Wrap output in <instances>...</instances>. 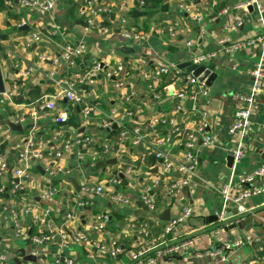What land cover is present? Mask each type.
<instances>
[{"label": "crops", "instance_id": "obj_1", "mask_svg": "<svg viewBox=\"0 0 264 264\" xmlns=\"http://www.w3.org/2000/svg\"><path fill=\"white\" fill-rule=\"evenodd\" d=\"M47 1L53 2L48 12L25 9L20 0H3L4 6L0 8V66L5 91L13 93L0 104V122L22 126L21 131H13L7 124L0 123V141L5 143L0 158L10 171L22 167L14 145L24 140L30 129L35 130L37 147L42 151L40 159L31 160L28 175L22 179V189L16 194L11 193V173L0 177V189L8 186L5 196L0 197V253L6 256L4 264H65L67 259H71L72 264L128 263L131 252L143 248L145 239L140 224L146 223L148 237L159 243L165 224L185 206L192 209L190 217L167 234L166 242L191 238V245L183 251L158 257L153 264H247L249 260L264 264V193L243 200L247 213L237 219L250 217L251 220L230 229L229 225L235 220L221 217L223 205L219 192L220 186L227 182L231 183L234 193L254 185L242 184L239 178L264 163V86L258 97L260 109L252 117L251 132L245 137L230 133L234 112L240 104L236 95L246 92L252 82L250 72L260 59L259 47L227 52L219 45V39L227 37L229 42H235L262 34L264 14L261 23L254 6L237 7L246 0H149L148 3L144 0L143 5H139V0H111V12L102 21L107 32L100 29L86 32L79 13L81 0ZM259 1L264 3V0ZM182 4L188 5V11L180 6ZM197 16L199 20L195 19ZM121 18L126 19V29L145 32V38L123 39L119 33ZM19 23L27 25V29H19ZM31 31H40L41 38L27 46L26 35ZM64 44L85 47V53L76 59L72 69L58 59ZM124 46L131 49L125 52ZM208 52L216 53L203 63L216 74L211 84L206 85L196 78L193 84L185 82L182 74L188 72L178 68V64L192 62L193 57ZM3 54L6 58H2ZM41 55L47 58L41 59ZM158 61L174 64L180 71L170 69L149 88ZM96 63L101 70L78 85L81 103L55 99L54 109L36 108V101L54 93L63 80L75 73L85 74ZM30 68L32 71L24 75ZM50 73H53L51 77ZM116 80H121L123 85L116 86ZM202 84L207 90L205 96L200 92L196 94ZM83 85L87 87L82 88ZM33 88L37 92L31 91ZM183 88L190 90L183 97L172 94ZM194 92L196 96L192 99L189 95ZM84 109H88L86 122H83ZM60 111L68 114L65 123L54 120ZM157 115L171 119L177 132L169 135V125H150ZM105 121L116 123L118 134L112 133L111 127H103ZM123 127L128 131L119 139ZM134 128L139 129L137 144L132 142ZM188 134H192L191 151L198 160V167L188 185L168 196V185L181 176L176 166L183 162L188 150L184 145ZM209 134L215 136V143L204 145L202 139ZM168 135L169 142L158 145ZM74 136H90L89 145H109V154L93 163L88 155L79 160L77 150L85 154L92 150L84 145L55 157L54 151L62 141ZM238 145L241 156L239 160L233 157L229 163L227 157L233 156V149ZM155 150L165 154L164 160L172 164L170 170L163 168L164 160L155 156ZM111 158H115L116 163L95 167L98 160ZM47 168L53 172L50 174ZM113 180L118 183H112ZM84 182L103 185L105 194H82L80 186ZM42 187L57 189L52 201L40 198ZM147 188L155 202L154 210H149L139 200ZM113 193L127 197L128 204L112 199ZM79 202L83 204L78 205ZM45 206L51 208L54 228L69 233L87 232L91 239L69 243L65 248H60L55 240L41 246L28 242L27 248L18 244L11 211L26 226L32 215ZM233 207H227L224 214ZM166 209L169 210L168 221L160 218ZM101 213L107 214V222L103 230L95 231L93 219ZM68 214L71 217L68 218ZM132 223L134 227L130 226ZM217 227L226 242L249 237L243 246L230 252L228 262H222L221 255L205 254L217 246L214 233ZM112 242L122 250L116 258L107 253ZM99 246L104 248L99 249ZM21 248L27 254L35 248L37 254H31L33 260H24L19 254Z\"/></svg>", "mask_w": 264, "mask_h": 264}, {"label": "built area", "instance_id": "obj_2", "mask_svg": "<svg viewBox=\"0 0 264 264\" xmlns=\"http://www.w3.org/2000/svg\"><path fill=\"white\" fill-rule=\"evenodd\" d=\"M82 8L80 9V16L83 18V30L88 32L93 29H100L103 33L107 32V28L102 25V21L104 17L107 16L111 12V0H81ZM126 2L127 0H122ZM144 0H139V5H143ZM20 5L25 9H39L44 12H48L53 8V2L47 0H20ZM181 7H185L184 9L188 11V5L182 4ZM246 6H254L257 12L258 21L262 23L263 14H264V3L259 0H246L240 3L237 7H246ZM199 20L200 17L197 16L195 18ZM126 24V19L121 18L120 20V35L123 39H131L134 41L143 40L146 36L145 32H139L138 30L133 31L130 29H126L124 26ZM239 24V22L237 23ZM23 25V23L17 24L18 27ZM41 38L40 31H31V33L26 35V45L29 46L33 42L39 41ZM187 45L190 46L191 42L188 41ZM219 45L222 46V49L227 52H234L245 47H253L257 45L260 51V59L256 63L255 67L251 70L250 74L252 76V82L246 92L238 93L236 95L239 100V106L236 108L234 112V117L232 124L230 126V133L237 134L240 137L247 136L252 129V117L253 115L260 109L259 95L264 86V32L255 37H249L242 41L229 42V38L221 37L219 39ZM85 53V47L83 44H64L61 48V53L59 56V60L64 62L67 68L72 69L76 65V59L78 57L83 56ZM215 52H208L203 54H198L193 57L192 63L195 64H203L215 57ZM41 59H46L47 56L41 55ZM55 59V60H58ZM170 69H173L176 73H179V69L174 64H169L164 61H158L157 67L155 68L152 76L150 77V81L148 83L149 88H153L155 83L159 82L161 77L168 73ZM99 70H101V66L99 63H96L92 66L85 74L75 73L71 75L69 78L62 81L58 89L48 96H43L36 101V108L42 109H54L55 108V99H66L74 104L81 103L82 97L80 91L78 89V85L84 81L91 79ZM32 71V68L24 72V75H27ZM53 73L49 74L51 77ZM182 79L185 82L193 84L195 82V77L191 73L182 74ZM116 86H122L123 83L121 80H116ZM203 86V84H202ZM187 88H183L179 91H174L172 94L174 96L183 97L186 93H189ZM201 93L203 96L207 95V90L203 86L202 88L196 91L197 93ZM12 92L0 93V104H4L5 100H8L12 97ZM158 96V95H157ZM190 98H195V92L189 95ZM84 120L86 122V116L88 114V109L83 110ZM68 118V114L66 111H60L54 117V120L57 123L66 122ZM21 121V119L16 120ZM113 124V121H105L102 126L105 128H110ZM166 125L170 126L171 131L169 135L177 132L176 126H174L173 121L171 119L165 118L163 116H155L152 119L150 125ZM138 128L133 129L134 138L132 140L133 144H137L139 142L140 136L138 135ZM128 130L123 127L120 132L119 139L127 132ZM167 136L164 141L158 142V145H164L166 142H169L170 136ZM36 134L34 129H30L24 140L21 142L15 143V148L17 149L19 159L22 161V167L12 168L11 173V193L16 194L20 189H22V179L27 177L28 168L31 160H37L42 157V151L37 147V142L35 140ZM204 145H213L215 143L214 135H205L203 137ZM92 138L90 136H74L73 138H67L62 141V143L58 146V148L54 151L55 157H61L64 152L73 150L74 147L84 146L85 144H90ZM185 147L188 149L184 160L182 163L176 166V170L181 174L180 178L172 181L167 187V195L173 194L179 188L188 185L191 182V176L196 172L198 167V160L196 156L192 153L191 148L193 147L192 134H188L186 136V140L184 142ZM109 145L103 144L102 152L97 150H89L87 154L81 150H77V156L79 160L85 158L88 155V159L90 162H95L97 159H104L109 154ZM156 157H162L165 159V154L161 151H154ZM241 156V150L239 145L236 149H233V157L235 160H239ZM104 157V158H103ZM6 162L0 158V177L7 170ZM163 168L165 170H170L172 168V164L164 160ZM48 172L51 174L53 171L50 168H47ZM264 177V163L257 166L251 173L242 175L239 178V182L242 184H254L248 188H244L239 192H233L231 190V183L227 182L220 186L219 192L222 199V210L221 216L226 211L227 207L233 205L237 208L238 215L242 216L247 213V209L243 206V200L251 195L264 193V181L262 180ZM18 181H15V179ZM261 180L259 183L257 181ZM112 183H118L117 180H113ZM149 189L147 188L145 192L141 194L139 200L146 205L149 210H154L156 208L154 199L149 194ZM80 190L84 195L94 194L96 196H102L105 194V187L99 184H91L88 182H84L80 186ZM57 193V189L55 187H42L40 191V198L49 202L52 201L55 194ZM112 199L119 202L120 204H128L129 199L127 197L121 196L117 193L112 194ZM82 202H79L78 205H82ZM192 213V209L189 206H185L181 212L170 219L164 226L162 232L159 234L158 239L159 243H156L155 239H151L148 237V225L146 223L140 224V231L145 239L143 241V248L139 251H133L130 254V261L124 264H153L158 257H165L172 255L176 252H180L189 248L192 243L191 238H184L175 243H167L166 236L170 233V231L178 224L188 219ZM11 217L13 222V227L15 231V236L20 239H28L30 244H34L35 246L45 245L48 242L53 240L56 241L57 245L60 248H65L69 243H81L83 241H89L91 238L87 232H76L69 233L64 229L57 230L54 228V224L51 219V208L49 206H45L37 211L34 215H32L31 222L23 226L19 219L17 218V214L14 211H11ZM67 217H71L70 214ZM107 214L101 213L94 216L92 228L95 231H101L105 228V224L107 222ZM134 227L135 224L132 223L130 225ZM34 230V232L32 231ZM220 227L214 229V233L217 236V246L210 251L205 252V254L213 257L216 255H221L222 262H228L229 254L232 250L240 248L249 240V237H245L246 240H235L231 242H226L223 240L222 236L219 233ZM161 243L163 245H161ZM103 249L104 246H99V249ZM98 249V248H97ZM154 250V251H152ZM121 248L116 242H112L110 244V248L108 250V255L111 258H116L121 254ZM31 254H37L35 248L31 251ZM204 254V253H200ZM91 256V255H90ZM6 261V256L0 253V264H4ZM65 264H72L71 259H67ZM92 264H103L102 262L95 261ZM230 264H237L236 262H230ZM247 264H255L254 260H249Z\"/></svg>", "mask_w": 264, "mask_h": 264}, {"label": "water", "instance_id": "obj_3", "mask_svg": "<svg viewBox=\"0 0 264 264\" xmlns=\"http://www.w3.org/2000/svg\"><path fill=\"white\" fill-rule=\"evenodd\" d=\"M19 29L24 30L27 29V25H23L21 27H19ZM131 48L124 46L122 48L123 51L128 52ZM2 58H6L5 54L2 55ZM178 68L185 70L188 73H191L199 82H203L206 85H210L211 82L213 81V79L215 78V73L211 72V70L209 68H207L205 65L203 64H195L192 62H182L180 64H178ZM97 77L99 78L100 76L97 75ZM54 78H57V76H55ZM112 78H114V76H112ZM48 82H52V80H48ZM86 85H83L82 88H86ZM5 91V85H4V78H3V74H2V70H1V66H0V93H3ZM1 124H7L9 126V128L13 131H21L22 130V126L18 123L15 122H5L4 120H1L0 122ZM65 123V122H63ZM117 129V124L113 123L111 126V132L114 133ZM159 160H161V158H159ZM227 160L229 163L232 162L233 160V156H228ZM110 163H116V159L115 158H111L108 160H98L95 164V167L97 168L98 166H103L104 164H110ZM114 174H117V171L114 172ZM119 176H122V174L118 173ZM15 181H18V179L16 178ZM71 181L75 184L76 188L79 189V186H77L76 182L71 179ZM223 219H229V218H233L235 220V222L231 223L229 225V228H234V227H240L243 223L248 222L251 220L250 217L246 218V219H240L238 220L237 218H241L238 215V211L236 207H233L232 210L230 212L225 213L224 215L221 216ZM160 218L162 220H169V210L166 209L160 216ZM215 219H217V216H214ZM24 242H26L28 244L29 240L26 238L23 240ZM19 254L21 256H23L24 260H33V256L31 254H27L24 248H21L19 250Z\"/></svg>", "mask_w": 264, "mask_h": 264}, {"label": "trees", "instance_id": "obj_4", "mask_svg": "<svg viewBox=\"0 0 264 264\" xmlns=\"http://www.w3.org/2000/svg\"><path fill=\"white\" fill-rule=\"evenodd\" d=\"M148 1L149 0H146V2L148 3ZM151 1H154V2H158V0H151ZM160 1V0H159ZM3 6H4V4H3V0H0V8H3ZM133 14H135V15H138V13H137V11L135 12V11H133ZM83 19V18H82ZM84 22V21H83ZM154 90H156V88L154 89ZM31 91H35V92H37V90L36 89H34L33 88V90H31ZM0 118H2V116H0ZM123 125H125V124H123ZM123 129V128H122ZM121 129V130H122ZM115 133H117V132H115ZM118 134V133H117ZM85 145H88V146H86V149H89L88 147H92V150H97V151H99V152H102V149H103V144H100V145H98V144H93V145H89V144H85ZM4 147H5V143L3 142V141H0V150L1 151H3V149H4ZM10 172V168H7V170H6V172L5 173H9ZM10 174V173H9ZM123 181V183H124V180H122ZM8 189V186L6 187V189H0V197H3V196H5V194H6V190Z\"/></svg>", "mask_w": 264, "mask_h": 264}, {"label": "rangeland", "instance_id": "obj_5", "mask_svg": "<svg viewBox=\"0 0 264 264\" xmlns=\"http://www.w3.org/2000/svg\"><path fill=\"white\" fill-rule=\"evenodd\" d=\"M18 244H20L21 246H24V247H28V244L26 243V242H24L22 239H17V241H16Z\"/></svg>", "mask_w": 264, "mask_h": 264}]
</instances>
